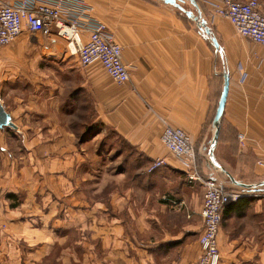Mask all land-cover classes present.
<instances>
[{
  "label": "crops",
  "instance_id": "obj_1",
  "mask_svg": "<svg viewBox=\"0 0 264 264\" xmlns=\"http://www.w3.org/2000/svg\"><path fill=\"white\" fill-rule=\"evenodd\" d=\"M81 1L121 47L129 80L83 67L49 32L23 28L0 48V106L15 126H0V264H191L203 189L161 146L163 122L190 135L204 177L264 188V48L212 18L207 0L189 11L209 32L162 0ZM91 125L100 133L79 143ZM156 159L166 164L149 173ZM217 248L219 264H264V194L224 207Z\"/></svg>",
  "mask_w": 264,
  "mask_h": 264
},
{
  "label": "built area",
  "instance_id": "obj_2",
  "mask_svg": "<svg viewBox=\"0 0 264 264\" xmlns=\"http://www.w3.org/2000/svg\"><path fill=\"white\" fill-rule=\"evenodd\" d=\"M206 4L212 18L226 19L240 36L264 48V14L259 0H207ZM90 10L81 0L0 2V48L14 41L23 28L33 34L49 32L66 42L69 52L78 57L83 67L98 64L115 84L125 85L129 75L122 62L121 47L103 23L89 16ZM83 32L88 33L86 42L81 40ZM238 139L242 141L243 136ZM160 142L178 164L186 181L203 187L202 232L198 239L201 255L191 264H219L217 236L224 207L245 195L264 194L263 185L231 189L219 184L215 177H204L199 171L190 135L166 122H163ZM165 164L164 159H156L147 171L151 173ZM172 204L184 206L176 200Z\"/></svg>",
  "mask_w": 264,
  "mask_h": 264
},
{
  "label": "water",
  "instance_id": "obj_3",
  "mask_svg": "<svg viewBox=\"0 0 264 264\" xmlns=\"http://www.w3.org/2000/svg\"><path fill=\"white\" fill-rule=\"evenodd\" d=\"M162 1L165 2L166 4H169L171 6L179 8L188 17L193 18L198 23V25L200 27L204 28V30L206 32H209L208 28L206 27L205 20L202 18L200 12L195 17V16H193V14L191 12L186 11L181 6H179V4H177L176 0H162ZM188 1H190L194 4L193 0H188ZM213 41H215V40H213ZM228 87H229V76L227 74H224L223 75V87H222V91L220 94V98L218 101L217 109H216L214 120H213V124L215 127V134H214L213 139H212L213 144H215V142L217 140L219 123H220V119H221L223 111H224L225 102H226V98H227V94H228ZM0 126H9V127L15 128V126L12 124V122L10 120V116L3 110V108L1 106H0ZM212 150H213V147L211 146V148H210L211 154H212ZM217 169L219 170L220 168H217ZM235 185H237L239 187H243V188L252 186V185H244V184H240V183H235ZM259 185H263V184H259Z\"/></svg>",
  "mask_w": 264,
  "mask_h": 264
},
{
  "label": "rangeland",
  "instance_id": "obj_4",
  "mask_svg": "<svg viewBox=\"0 0 264 264\" xmlns=\"http://www.w3.org/2000/svg\"><path fill=\"white\" fill-rule=\"evenodd\" d=\"M177 1H180V0H177ZM201 2L202 3V1H204V0H194V2H196L197 3V5L199 4V2ZM205 3H206V1H205ZM183 8L186 10V11H192L193 12V14L195 15V14H197V11H195L196 9L194 8V6L192 5V4H190V2L189 1H185V2H183ZM206 6H207V4H205ZM208 7V6H207ZM210 9V8H209ZM189 11V12H190ZM211 11V10H210ZM191 12V13H192ZM99 126H94V125H91V126H89V127H87L86 128V130H85V132L83 133V134H81V135H78L77 136V138H78V142L80 143H85L86 141H88V142H90L91 141V139H92V137H94V135L96 134V133H100V132H98L99 131ZM161 135V134H160ZM110 140L111 138H112V136H111V133L110 132H108L107 131V133H105V135L103 136V137H100V138H98L97 140H96V142H106V140L108 141V139ZM116 142H119V140H117L116 139ZM160 144H161V146H162V143L160 142ZM163 147V146H162ZM196 150V149H195ZM168 152V151H167ZM96 153H98V152H96ZM87 154H89V157H90V159H94V154H95V152H94V149L92 148V149H90V150H87ZM168 156H170L171 158H173L171 155H170V153L168 152ZM196 155H197V160H198V154H197V150H196ZM122 168V167H121ZM122 170V169H121ZM216 172H217V174L220 176V177H222V173H221V171H219L218 169H216ZM94 173H91V175H93ZM219 183V182H218ZM219 184H221V183H219ZM221 185H223V184H221ZM223 186H225V185H223ZM202 187V186H201ZM202 189H203V187H202Z\"/></svg>",
  "mask_w": 264,
  "mask_h": 264
},
{
  "label": "trees",
  "instance_id": "obj_5",
  "mask_svg": "<svg viewBox=\"0 0 264 264\" xmlns=\"http://www.w3.org/2000/svg\"><path fill=\"white\" fill-rule=\"evenodd\" d=\"M194 1V0H193ZM178 9V8H177ZM221 94V93H220ZM219 98H220V95H219ZM197 162H198V160H197ZM231 189H237V188H231ZM14 207V206H13Z\"/></svg>",
  "mask_w": 264,
  "mask_h": 264
}]
</instances>
